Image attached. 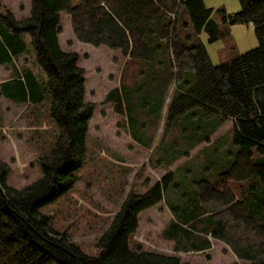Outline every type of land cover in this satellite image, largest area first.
Returning a JSON list of instances; mask_svg holds the SVG:
<instances>
[{
    "label": "trees",
    "instance_id": "trees-1",
    "mask_svg": "<svg viewBox=\"0 0 264 264\" xmlns=\"http://www.w3.org/2000/svg\"><path fill=\"white\" fill-rule=\"evenodd\" d=\"M238 1L236 12L223 7L215 11L228 26L252 24L258 44L222 65H213L204 45L188 44L178 30V24L187 27L189 19L195 35L205 31L209 42L219 38L217 22L211 18L213 9L203 0H80L76 5L71 0H30L26 18L16 20L8 12L1 17L5 23H0V60L6 57L7 49L21 51L23 42L18 35L27 33L35 62L44 74V79L38 80L31 71H24L3 85L4 95L35 104L48 98L56 132L48 153L38 157L41 176L31 183L19 189L7 186L9 166L0 160V264H191L174 255L129 247L138 214L163 199V188L172 172L144 192L126 194L97 239L94 255L55 230L41 211L71 190L78 179L94 108L93 103L84 101L85 78L77 63L79 55L59 46L62 12L70 15L77 40L119 50L126 57L125 64L146 60L153 39L164 40L171 79L177 84L185 73L195 75L192 87L174 91L169 114L180 115L198 105L206 116L216 113L222 122L234 120L237 151L232 165L213 182H197L203 213L195 205L190 216L181 221L175 217L177 209L170 208L173 220L163 233L177 247H184L180 242L185 239L187 250L203 249L210 234L223 241L238 261L264 264V0ZM105 101L114 102L117 111L123 110L117 88ZM254 150L262 155L258 160L253 159ZM198 221L203 228L190 227Z\"/></svg>",
    "mask_w": 264,
    "mask_h": 264
},
{
    "label": "rangeland",
    "instance_id": "rangeland-1",
    "mask_svg": "<svg viewBox=\"0 0 264 264\" xmlns=\"http://www.w3.org/2000/svg\"><path fill=\"white\" fill-rule=\"evenodd\" d=\"M79 1L71 0V4ZM29 2L0 0V14L8 10L15 18H23L28 15ZM203 3L213 9L211 18L217 22L219 38L209 42L207 32L195 35L189 19L187 27L179 23L178 30L188 44L202 43L213 65L230 63L257 46L252 24L228 26L215 11L223 7L227 12H236L238 0H203ZM69 19L68 13H61L59 45L63 51L78 53V65L83 68L85 77L84 101L93 103L94 108L88 120L86 157L77 172L78 179L71 190L41 211L55 230L64 232L83 252L94 255L97 239L110 224L126 194L146 191L169 172L172 178L163 188V203L169 209L175 207V217L181 221L190 216L195 205H199V213H203L197 182H213L229 169L237 144L233 119L222 122L216 113L206 116L198 105L180 115L169 114L174 91L192 87L195 75L187 72L177 84L171 79V60L164 40L153 39L146 60L134 59L125 64L126 57L119 50L103 45L94 47L77 40ZM16 62L42 75L30 53ZM114 87L121 98L122 114L105 101ZM55 132L48 98L39 105L0 98V159L9 166L5 176L7 186L19 189L41 176L38 157L48 153ZM129 133L147 146L141 142V145L135 144ZM260 157L262 155L254 150L253 159ZM174 158L175 162L169 166ZM157 159L160 164L154 165ZM163 203L141 212L138 226L129 239L131 249L140 247L174 255L181 262L191 264H245L237 260L223 241L214 237H209L212 247L205 251L176 248L175 242L163 233L170 216ZM190 227L203 228L204 225L198 221ZM188 243L185 239L180 242L187 247Z\"/></svg>",
    "mask_w": 264,
    "mask_h": 264
},
{
    "label": "crops",
    "instance_id": "crops-1",
    "mask_svg": "<svg viewBox=\"0 0 264 264\" xmlns=\"http://www.w3.org/2000/svg\"><path fill=\"white\" fill-rule=\"evenodd\" d=\"M30 3V2H29ZM29 11H30V6H29ZM6 12H8V13H10L12 16H13V18H15L14 17V15L10 12V11H8V10H5L4 11V13H2V14H0V23H5L4 22V20L3 19H1V17H4L5 16V14H6ZM63 13V12H62ZM28 15H29V12H28ZM28 15H26L25 17H23V18H26ZM69 15V14H68ZM69 17H70V15H69ZM23 18H15L16 20H20V19H23ZM60 21H61V14H60ZM60 21H59V26H60ZM69 24H70V28H71V21H70V19H69ZM72 29V28H71ZM59 35V34H58ZM18 38L19 39H21V41L23 42V49L21 50V51H19V52H16L15 53V51H11V50H8L7 49V53H6V57L5 58H3V59H1L0 60V98H5V99H7V100H9V101H11V102H14V103H21V102H18V101H16V100H14V99H11V98H8V97H6L5 95H4V92H3V85L7 82V81H10V80H14V79H16L21 73L23 74V72L24 71H31L32 72V74L34 75V76H36L37 77V79L38 80H41V79H44V74H43V71H42V69L40 68V66L35 62V57H34V51H33V49H32V46H31V42H30V37H29V35L27 34V33H20L19 35H18ZM58 43H59V40H58ZM60 46V45H59ZM62 50V49H61ZM63 51V50H62ZM65 52H67V51H65ZM26 53H30L31 55H32V57H33V59H34V63L36 64V66H38L39 68H40V70L42 71V75H38L37 73H36V71H34V69L32 68V67H28V66H26L25 64H21L22 65V67L21 66H19L18 64H17V62H16V60H19L20 59V57H22V56H24ZM78 54V53H77ZM79 59V58H78ZM78 63V62H77ZM24 66H26V67H24ZM80 67V66H79ZM82 68V67H81ZM8 74H11L10 76H8ZM83 75H84V73H83ZM85 78V77H84ZM11 82V81H10ZM115 88V87H114ZM113 88V89H114ZM84 99H85V94H84ZM26 102H28V99L27 100H24V101H22V103H26ZM29 103L30 104H32V105H39V104H35V103H31L30 101H29ZM106 103H110V104H113L114 105V102H112V101H107ZM115 106V105H114ZM115 108V107H114ZM119 112V111H118ZM120 113L122 114V111H120ZM130 134V137H131V140L135 143V144H137V145H141V143L139 142V141H137L136 139H134L133 137H132V135H131V133H129ZM201 144V142L200 143H198V145H200ZM195 145V144H194ZM193 145V146H194ZM198 145H196V147L198 146ZM196 147H194V148H196ZM147 148H149V147H147ZM193 148V147H192ZM1 160V159H0ZM175 160L176 159H174L170 164H169V166L173 163V162H175ZM155 183V182H154ZM159 203H163V199L159 202ZM158 204V203H157ZM164 205H165V208L167 209V211L169 212V217H168V225L167 226H169V224L171 223V221L173 220V215H172V213H171V211H170V209H169V207L165 204V202L163 203ZM153 207V206H152ZM151 207V208H152ZM169 209V210H168ZM142 212V211H141ZM141 212L138 214V223H139V216H140V214H141ZM213 238V237H212ZM208 240H209V244L208 245H206V246H204L203 247V249H200L199 251H205V250H208V249H210L211 247H212V242H211V239L209 238V236H208V238H207ZM170 240H172V241H174L173 239H170ZM183 246H184V244H183ZM175 247L176 248H180L179 250H181V249H186L185 248V246L184 247H177L176 245H175ZM174 247V248H175ZM187 252H191V251H187ZM193 264H195V263H193Z\"/></svg>",
    "mask_w": 264,
    "mask_h": 264
}]
</instances>
